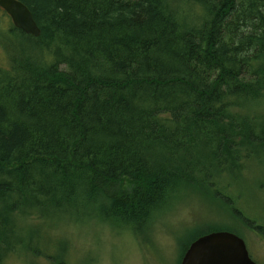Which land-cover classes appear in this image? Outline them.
Listing matches in <instances>:
<instances>
[{"label":"trees","instance_id":"1","mask_svg":"<svg viewBox=\"0 0 264 264\" xmlns=\"http://www.w3.org/2000/svg\"><path fill=\"white\" fill-rule=\"evenodd\" d=\"M18 1L40 36L0 10V38L24 39L1 44L0 264L26 239L42 254L18 220L73 216L146 243L173 196L211 206L201 194L214 189L264 239L225 184L264 171V0ZM204 222L181 255L236 234Z\"/></svg>","mask_w":264,"mask_h":264},{"label":"rangeland","instance_id":"2","mask_svg":"<svg viewBox=\"0 0 264 264\" xmlns=\"http://www.w3.org/2000/svg\"><path fill=\"white\" fill-rule=\"evenodd\" d=\"M1 16L4 15L0 13V18ZM5 21L8 25L7 17ZM2 38L0 66L5 64L2 43H24L22 38L8 37L5 34ZM252 168L254 172L251 177L255 180L253 185L248 187L246 183L231 180H226L225 184L230 185L229 199H238L235 207L251 221L255 219L264 223V190L257 189L261 183L264 189V171L256 165ZM181 196H173L169 206L158 214L151 241L146 243L128 228L100 221L86 222L73 216L49 215L43 219L18 220V228L22 223L28 226L18 231V234L23 238L32 237V248L42 254L35 256L27 253L26 248H30L31 244L26 239L22 242V248L4 259L3 264H180L184 254L181 255L178 239L182 241V235L199 231V227L192 230L189 228L195 227L198 222L205 223L204 219L208 221V229L224 230L231 227L244 241L250 258L256 264H264V239L250 232L239 220L229 219L231 205L218 195L217 189L201 194L205 199L211 200V206L205 202L200 203L189 194ZM220 211H226L227 216Z\"/></svg>","mask_w":264,"mask_h":264},{"label":"water","instance_id":"3","mask_svg":"<svg viewBox=\"0 0 264 264\" xmlns=\"http://www.w3.org/2000/svg\"><path fill=\"white\" fill-rule=\"evenodd\" d=\"M0 8L13 27L33 38L40 30L29 9L18 0H0ZM180 264H256L250 258L242 239L229 232H213L193 241Z\"/></svg>","mask_w":264,"mask_h":264},{"label":"bare ground","instance_id":"4","mask_svg":"<svg viewBox=\"0 0 264 264\" xmlns=\"http://www.w3.org/2000/svg\"><path fill=\"white\" fill-rule=\"evenodd\" d=\"M0 10H2L1 8H0ZM3 11V10H2ZM4 12V11H3ZM5 13V12H4ZM6 14V13H5ZM7 15V14H6Z\"/></svg>","mask_w":264,"mask_h":264},{"label":"flooded vegetation","instance_id":"5","mask_svg":"<svg viewBox=\"0 0 264 264\" xmlns=\"http://www.w3.org/2000/svg\"><path fill=\"white\" fill-rule=\"evenodd\" d=\"M3 264V263H2ZM5 264V263H4ZM61 264H64V263H61Z\"/></svg>","mask_w":264,"mask_h":264}]
</instances>
